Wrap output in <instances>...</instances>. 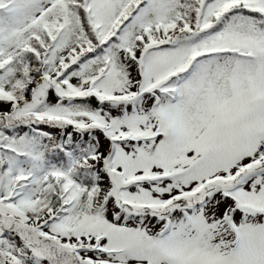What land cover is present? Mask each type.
<instances>
[{"label":"snow or ice","instance_id":"snow-or-ice-1","mask_svg":"<svg viewBox=\"0 0 264 264\" xmlns=\"http://www.w3.org/2000/svg\"><path fill=\"white\" fill-rule=\"evenodd\" d=\"M0 264H264V0H0Z\"/></svg>","mask_w":264,"mask_h":264}]
</instances>
